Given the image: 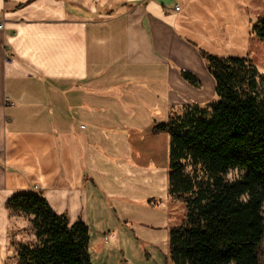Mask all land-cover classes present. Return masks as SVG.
I'll use <instances>...</instances> for the list:
<instances>
[{"label":"crops","instance_id":"0c3cea01","mask_svg":"<svg viewBox=\"0 0 264 264\" xmlns=\"http://www.w3.org/2000/svg\"><path fill=\"white\" fill-rule=\"evenodd\" d=\"M251 1L0 0V264L7 203L27 191L87 225L93 263L142 258L136 229L157 240L168 222L170 136L154 126L215 100L200 50L242 56Z\"/></svg>","mask_w":264,"mask_h":264},{"label":"trees","instance_id":"16d2710c","mask_svg":"<svg viewBox=\"0 0 264 264\" xmlns=\"http://www.w3.org/2000/svg\"><path fill=\"white\" fill-rule=\"evenodd\" d=\"M264 40V16L253 25ZM215 80L217 101L183 107L155 133L170 136L168 196L186 206L185 222L169 234L173 264H261L264 243V73L248 56L200 50ZM181 77L197 89L189 71ZM232 170L244 172L230 181ZM30 218L33 245L19 244L17 264H94L89 229L56 214L39 192H20L7 203Z\"/></svg>","mask_w":264,"mask_h":264},{"label":"rangeland","instance_id":"374dc122","mask_svg":"<svg viewBox=\"0 0 264 264\" xmlns=\"http://www.w3.org/2000/svg\"><path fill=\"white\" fill-rule=\"evenodd\" d=\"M252 6L248 9V16L250 18V25L248 29V47L247 51L244 53L236 52L235 54H241L242 56H248L254 64L257 66L258 70L264 73V40L258 38L253 33V25L257 22L259 18L264 16V0H252ZM206 80V79H205ZM206 89L211 88V84L205 81ZM217 101V96L213 102ZM194 105V104H193ZM185 107V106H184ZM183 107L177 106L171 109V114H182ZM169 115V117H170ZM164 142L162 141L160 144V148H162ZM244 175V172L239 170H232L227 175V179L230 181L241 180ZM38 188V187H36ZM169 197V196H168ZM169 206L167 215L168 222L163 227L155 228L159 233V237L157 240L155 236H152L151 233L146 232V228L136 229L137 238L136 242H139L143 247L142 258L134 257L130 254L128 247V264H173L170 260L169 256V234L170 231L182 225L186 220V206L183 201L176 200L174 198H168ZM153 204H157V201H152ZM151 202V203H152ZM161 202V201H160ZM263 217H264V207H263ZM147 227V226H144ZM149 228V227H147ZM166 232V238L162 236V234ZM161 235V236H160ZM8 252L6 255L5 262L6 264H17V251L19 244H28L33 245L36 243V237L34 231L31 226L30 218L24 217L19 214L10 213V226L8 233ZM142 240V241H140ZM155 250H152L150 246H154ZM260 261L261 264H264V243L260 247ZM95 258V257H94ZM110 260L108 264H126L124 260V255H121V259H117V263H115L116 257L107 258L104 255L101 258H95L94 264H104L106 260ZM103 260V261H101ZM131 261V262H130ZM107 262V261H106ZM130 262V263H129Z\"/></svg>","mask_w":264,"mask_h":264},{"label":"built area","instance_id":"2783aa9c","mask_svg":"<svg viewBox=\"0 0 264 264\" xmlns=\"http://www.w3.org/2000/svg\"><path fill=\"white\" fill-rule=\"evenodd\" d=\"M175 10H179V7L176 6L175 7ZM0 28L2 29L3 26L0 25ZM3 52H4V61H5V63L6 64L13 63V61H14V55L12 54V52L10 51V49L7 46L4 47V51ZM9 104L14 105V103H9Z\"/></svg>","mask_w":264,"mask_h":264}]
</instances>
